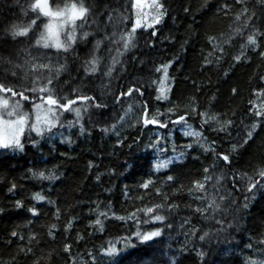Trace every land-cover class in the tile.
<instances>
[{
    "label": "trees",
    "instance_id": "trees-1",
    "mask_svg": "<svg viewBox=\"0 0 264 264\" xmlns=\"http://www.w3.org/2000/svg\"><path fill=\"white\" fill-rule=\"evenodd\" d=\"M34 2H0V82L16 85L17 93L24 86L29 100L20 101V110L30 120L33 96L27 89L32 84L14 65L45 79L55 75L58 65H66L56 77V95L92 99L73 105L82 109L79 124L74 113L62 111L56 128L49 130L54 134L37 136L26 127L23 150L0 148V264L264 261V178L258 175L264 169V121L249 112L252 104L264 110V0H151L135 7L133 0H83L91 14L86 21L77 18L76 34L90 35L59 55L36 44L46 16L31 7ZM73 4L78 8L81 0H48L52 11ZM160 4L165 15L153 24ZM244 9L252 17L247 25ZM33 21L27 34L13 37V25L18 31ZM133 22L141 27L133 33L135 47L125 53L121 36L132 30ZM64 27L67 31L69 26ZM253 30L260 33L256 46L247 42ZM94 56L97 72L86 73V63ZM29 57L32 61L25 64ZM33 63L49 68H33ZM109 67L110 77L105 76ZM162 76L168 86L159 94ZM129 87L134 91L122 95ZM41 95L37 91L36 103ZM161 95L166 99L157 98ZM0 97L9 103L19 99L11 93ZM7 111L0 107V116L8 118ZM178 116L185 121L173 125ZM146 119L160 123L145 124ZM250 130L253 135L245 141ZM221 154L230 157L227 164ZM39 172H51L56 179L45 180ZM250 178L255 191L248 188ZM145 182L149 186L142 188ZM36 194L45 199L37 201ZM153 204L163 205L159 214L165 222L129 218L135 213L142 221L144 214L137 210ZM198 207L207 211L201 215ZM156 227L161 235L150 241L133 236ZM111 246L118 251L108 253Z\"/></svg>",
    "mask_w": 264,
    "mask_h": 264
},
{
    "label": "snow or ice",
    "instance_id": "snow-or-ice-1",
    "mask_svg": "<svg viewBox=\"0 0 264 264\" xmlns=\"http://www.w3.org/2000/svg\"><path fill=\"white\" fill-rule=\"evenodd\" d=\"M136 0H133V7H135ZM33 9H39V12L42 13L44 16L49 18H55L56 23L53 24L50 20L49 23L44 25V31L41 32L40 37L36 40L37 45H43V48L45 49H55L56 54L59 55L61 52L67 53L70 49L73 48L74 43L77 42V40L83 41L85 38L89 37L88 32H83L81 36L77 37L76 34V28L75 24L77 21V18H81L82 21H86L88 16L91 14V9L89 7L80 6L77 8L75 4H73L70 8H64V9H58L56 11H52L48 7V0H35V2L31 5ZM159 7V14L155 17L153 20V24H159L162 22V19L165 15V9L162 4L158 5ZM85 8L87 11H85ZM248 10L244 9V18L243 23L245 25L248 24L249 20L252 19L251 16L247 15ZM237 19H241V17L238 15ZM36 23V21H33L30 25V28L33 27V24ZM65 25L69 26L67 31L65 30ZM16 25L12 26V35L13 37L16 36H24L28 33L30 28H19L17 31ZM141 25L138 22L132 23V30L126 32L123 36H121V42L123 43L124 52L126 53L130 48L135 47V42L133 38V33L139 28ZM145 28L151 27V25H144ZM237 32H239V29H237ZM62 34L66 35V39H62ZM156 35V31L153 30V36ZM260 35V33L256 32L255 30L252 31V34H249L247 36V42L248 45L256 46V36ZM100 41H96V46L99 47ZM244 46H242L243 48ZM261 57H264V52L260 53ZM243 56V51L239 55L235 56V60L239 61L241 60ZM48 58L50 59V56L48 57H37L36 59H44ZM33 58L29 57V59L25 62V64L32 61ZM97 58L94 56L93 59L90 62L86 63L85 66V72L86 73H96L97 72ZM11 64V61H9ZM113 66H115L118 61L113 58ZM172 61H169L168 64H171ZM168 64L161 65V67L167 71ZM13 67L17 69H23L25 71V80L31 81L32 87L30 89H27L32 96L33 100L32 106L33 110L36 113L35 120H30L28 118V114L22 112L20 110V101H28L29 97L28 95H25V89L24 86L21 85V91L19 93L13 91V88L16 87V85H8L6 86L5 82H0V93H11L13 97L19 96V99L15 103H9L7 100H5L3 97H0V107L4 108L6 111L7 109L11 108L12 111H7L8 119H4L3 117H0V127H3L7 131V135H0V148H15L18 150H23V143L21 142V136L24 134L26 127L31 131L35 132L37 136H40L42 134H48L52 135L54 134L53 131L57 126L58 121L61 117V112L65 113H74L75 119L74 122L76 124L80 123L81 118V112L82 109L79 107H73L75 105L76 100L80 101H90L92 97L85 96V95H77L75 100L68 98L67 95L63 97H59L56 95V92L59 90V80L56 79L60 75V73L64 70H66V65H58L55 70V75H50L47 79H45L42 75L39 73H31L27 70V68L24 65H14ZM33 68L38 69H46L49 68L48 64L40 63V64H32ZM112 73V67H109L108 71L105 73V76H111ZM38 77V78H34ZM6 79V78H5ZM164 77H161V82H163ZM262 80H264V77H261ZM69 82L65 81V84L67 85ZM40 85L37 87V85ZM39 91L42 95L40 96V103L35 102V94ZM134 89L132 87L128 88L127 93H123L122 95H128V93H132ZM136 92H141V88L137 87L135 88ZM157 91H161L160 89H157ZM235 91V90H234ZM262 93H264V89L261 90ZM73 92H76V89H73ZM143 95V93H141ZM158 99H166L165 96L161 95L157 97ZM117 101H120V97H116ZM66 101V102H65ZM251 103V102H250ZM97 107H100V105H97ZM171 111V109H169ZM249 112L254 113V116L259 118L260 120L264 121V110H256V105L252 104V106L249 108ZM14 117V118H13ZM185 121V116H178L175 121H173V125H177L179 123H182ZM145 124H159L160 122L158 120H145ZM232 121H226V125H230ZM73 121H69L68 125L72 126ZM163 127V125H161ZM257 127L256 123H253L251 125V128L254 130ZM81 131H83V126H81ZM187 135V133H186ZM253 132L250 130L247 133V136L245 137V141L252 137ZM33 144L35 145V141H33ZM191 147V145H189ZM236 146H233V151H235ZM222 161L226 164L229 162L230 157L228 155L221 154ZM159 167H167V165H160ZM207 172V169L205 170ZM33 175H37V173H33ZM38 175L42 177L45 180H54L56 177L49 172L47 175H45L44 172H39ZM258 175L261 178H264V169L260 170L258 172ZM219 179V177H217ZM168 181H174V177L168 176ZM251 182L248 184V188L252 191H255L253 189V184L255 183V180L253 178H250ZM195 183V182H194ZM149 186L148 182H145L141 185L142 188H147ZM261 187H264V183L260 185ZM13 187H15L13 185ZM196 187L198 189H203V184H197ZM10 191L12 189H9ZM34 199L37 201H43L45 197L40 194H36ZM165 201L168 199L167 196H165ZM223 199V197H221ZM202 203V201H201ZM21 202H16V207H21ZM245 206H247V200L245 201ZM163 207V205H156L153 204L152 206H146L143 209H138L137 213L142 212L144 214V219L141 221L137 218V214L130 215V219H136L137 223H148L149 220L153 222H165L166 217L165 215L159 214L160 209ZM219 204L214 203V208H219ZM169 209H174L175 206L169 204ZM155 209V211H154ZM30 212L33 213V215H37V210L35 208H30ZM197 213L203 215L207 210L205 208H196L195 210ZM123 219V218H121ZM188 221L185 220V223ZM221 224H223V220L219 221ZM99 223V221H97ZM168 227H171V225H167ZM195 231V229H193ZM13 236L16 235L14 232L12 234ZM49 235H52V232H49ZM161 235V228L156 227L151 231H144V232H134L133 236L137 237L140 241H150L152 238L159 237ZM208 233H205L203 236H201V239H204ZM251 247V245L249 246ZM68 245H65V249L67 250ZM29 252L32 251V249H28ZM110 254H114L118 251V249L115 246H111L106 250ZM261 251H264L262 249ZM252 264H264V261H254Z\"/></svg>",
    "mask_w": 264,
    "mask_h": 264
},
{
    "label": "rangeland",
    "instance_id": "rangeland-1",
    "mask_svg": "<svg viewBox=\"0 0 264 264\" xmlns=\"http://www.w3.org/2000/svg\"><path fill=\"white\" fill-rule=\"evenodd\" d=\"M150 1H151V0H136V3H137V4H143V3H149ZM70 7H71V6H70ZM70 7H67V8H70ZM50 20L52 21L53 24L56 23V19H55V18H49V17H46V24L49 23ZM162 77H164V76H162ZM166 79H167V78L164 77L163 82H161V80H160V82H159L158 89L161 90V91L158 92L159 94L163 93V92L166 90L167 86H168V82H167ZM33 111H34V110H33ZM0 117H1V116H0ZM3 118H4V119H8L9 117H8V118L3 117ZM13 118H14V117H13ZM35 118H36V113L34 112V113H33V120H35ZM121 123H122V122L120 121V122L117 124V126H120ZM0 135H7V131H6L5 128L0 127Z\"/></svg>",
    "mask_w": 264,
    "mask_h": 264
},
{
    "label": "clouds",
    "instance_id": "clouds-1",
    "mask_svg": "<svg viewBox=\"0 0 264 264\" xmlns=\"http://www.w3.org/2000/svg\"><path fill=\"white\" fill-rule=\"evenodd\" d=\"M0 2H2V0H0ZM14 2H16V0H14ZM81 6H83V0H81ZM57 7H59V6H57ZM85 11H87L86 8H85ZM30 25H31V23L27 24V26L24 27V28H30ZM11 34H12V33H11Z\"/></svg>",
    "mask_w": 264,
    "mask_h": 264
}]
</instances>
